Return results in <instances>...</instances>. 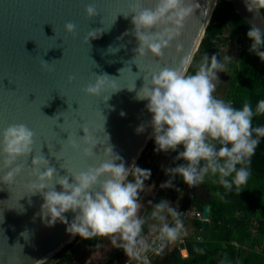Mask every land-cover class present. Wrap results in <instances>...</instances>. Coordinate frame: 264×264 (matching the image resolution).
<instances>
[{"label": "water", "instance_id": "obj_1", "mask_svg": "<svg viewBox=\"0 0 264 264\" xmlns=\"http://www.w3.org/2000/svg\"><path fill=\"white\" fill-rule=\"evenodd\" d=\"M218 1L186 0L193 12L181 36L155 58L134 51L139 47L131 34L135 13H130V5L135 0H0V133L13 124L34 132L32 153L12 165L22 166L20 175L11 184L0 181V264H43L74 242L78 235L69 233L67 224L57 220L49 225L50 217L41 211L42 194L29 191L28 185L37 182L31 175L33 157L43 155L56 169L53 180L46 182L49 188L60 177L69 176L71 183V174L106 162L109 146L125 167L136 164L153 131L148 101L138 100L137 93L153 74L175 68L185 55L195 56ZM229 1L244 21L264 33L262 11L249 12L245 0ZM155 2L141 0V6L152 8ZM90 4L97 10L91 18L85 12ZM69 22L76 25L73 33L65 30ZM93 30H98L96 37L87 44L85 38ZM42 59L50 65L42 67ZM95 74H107L120 89L87 95L84 89L95 82ZM141 124L145 130L137 134ZM83 129L97 144L91 157L83 155V148L90 147L84 144ZM68 136L80 145L78 150L69 147ZM3 159L0 146V178L11 170L3 167ZM55 188L62 190L58 184ZM64 215L71 223L74 214ZM210 217L207 204L205 227Z\"/></svg>", "mask_w": 264, "mask_h": 264}, {"label": "clouds", "instance_id": "obj_2", "mask_svg": "<svg viewBox=\"0 0 264 264\" xmlns=\"http://www.w3.org/2000/svg\"><path fill=\"white\" fill-rule=\"evenodd\" d=\"M245 6L249 12L259 13L264 11V0H245ZM85 12L89 18L97 14L91 4ZM192 12L193 7L186 0H156L152 8H143L141 0H135L130 5V13H135L131 34L139 47L134 51L140 57L146 53L162 57L163 50L181 36ZM65 30L73 33L76 25L69 22ZM97 31L88 32L87 44L90 38L96 37ZM247 37L252 41L248 51L264 63V33L252 25ZM181 47L177 45L178 50ZM218 56V52L211 57L203 54L196 61L193 54L185 55L175 68L164 67L153 74L137 93L138 100L148 101L146 109L152 114L149 126L153 130L150 138L156 145L154 151L178 152L174 160L183 161L164 169L169 179L160 184L162 189L173 187V179L179 176L189 188L203 185L208 178L227 192L234 189L239 194L252 175L251 160L264 138V125L254 126L253 119L264 116V99L254 108L245 102L237 109L231 101L217 98L214 95L219 81L217 73H226L232 60L228 55L219 59ZM49 65L42 59V67ZM190 68L194 70L189 72ZM110 78L107 74H95V82L89 83L85 93L98 97L106 88L112 90L111 94L118 91L120 88ZM110 95L104 97L105 102ZM120 115L126 114L122 111ZM83 130L84 144L90 145L83 148V155L91 157L97 144L88 136L87 129ZM144 130L143 124L135 129L137 134ZM0 136L3 167L11 168L0 181L11 184L22 172V166L12 165L19 157L29 156L33 151L34 132L24 124H13ZM67 140L72 149L80 148L69 136ZM105 150L111 154L106 162L71 174V183L69 176L60 177L51 188L46 182L53 180L56 169L43 155L34 156L31 175L37 182L28 185L29 191L42 194L41 211L45 218L50 217L49 225L59 220L68 225L67 231L73 236L86 240L110 237L112 245L123 250L129 259L138 264H151L149 252L159 254L167 244L180 238L184 230L182 213L168 200L161 199L155 204L149 201L150 211L141 215L145 206L140 202V194L145 191V181L151 178V169H142L135 163L125 167L122 158L113 154L110 146ZM41 166L43 171H40ZM56 184L61 186V191L56 190ZM69 211L74 214L71 223L64 215ZM152 233L156 235L149 241L147 236Z\"/></svg>", "mask_w": 264, "mask_h": 264}, {"label": "trees", "instance_id": "obj_3", "mask_svg": "<svg viewBox=\"0 0 264 264\" xmlns=\"http://www.w3.org/2000/svg\"><path fill=\"white\" fill-rule=\"evenodd\" d=\"M250 27L234 10L229 0H219L204 39L194 56L198 61L203 54L211 57L218 52V59L222 58L221 46L226 41V33H231L244 42L238 57L232 58L227 65L224 81L216 90L221 95L220 98L231 101L237 109L242 108L245 102H249L254 108L259 100L264 99V63L248 51L252 43L247 37ZM193 70L194 68H190L189 72ZM253 125H264V116L254 117ZM155 147L154 140L150 139L136 163L142 169H151V178L145 181L146 187L156 180L157 190L150 200L152 204L166 199L170 204L179 202L184 211L192 208L202 213L205 205L209 204L211 217L207 227L204 226L203 219L193 218L192 223L197 232L185 240L188 256H183L178 246L171 247L167 244L159 254L152 252L151 264H264V138L251 160L252 175L239 194L234 189L227 192L208 178L203 185L189 188L177 176L173 179V187L160 188V184L169 179L164 169L175 167L183 161L174 160L178 152H155ZM217 192L220 195H216ZM149 211L150 206L146 203L140 214L145 215ZM181 219L183 223H187L186 219ZM147 232L148 229L145 228V233ZM106 239L107 237H98L86 240L77 236L64 249H70L75 242H78L77 245L61 257L60 261H57L61 255L59 252L43 264L69 262L73 254L81 250L91 254L98 251ZM258 245L262 246L260 250L257 249ZM126 257L123 250L113 247L108 251L103 264H117Z\"/></svg>", "mask_w": 264, "mask_h": 264}, {"label": "rangeland", "instance_id": "obj_4", "mask_svg": "<svg viewBox=\"0 0 264 264\" xmlns=\"http://www.w3.org/2000/svg\"><path fill=\"white\" fill-rule=\"evenodd\" d=\"M226 38L225 43L221 46V55L222 58L225 55H228L232 58L238 57L242 47L244 46V42L239 39L237 36L231 34V33H226L224 36ZM219 81L216 82L217 87L221 85V82L224 81V77L226 73L220 72L217 73ZM220 94V93H219ZM214 95L217 96V98H220L221 95H218L216 91L214 92ZM151 186V187H150ZM150 187V189H149ZM157 190V183L156 180H153L151 184H149L147 187H145V191L140 194L141 200L143 205L145 206L146 203H148L153 195L155 194ZM171 206L175 207L176 210L180 213H182L181 217L187 220V223L184 224V230L180 236L179 239H177L175 242L169 243V245L172 247L174 246H180L182 243H185V240L192 237L194 234H196L197 230L194 227L192 220L194 217H196V210L195 209H188L184 211L181 207V204L177 201H174L171 203ZM156 233H152L151 235L147 236V239L151 241L155 237ZM183 240V241H182ZM78 242H75L73 246L70 249H64L61 250L60 257L57 259V261H60L61 257H64L67 253H69L70 250H72ZM114 246L111 243V238L107 237V239L103 242L102 246L100 249L96 252H93L91 254H86L83 250L75 252L72 256L71 261L69 262H60V264H103L104 258L106 257L108 251L112 249ZM262 248L261 245L257 246V249L260 250ZM150 261H152L153 253L149 252L148 253ZM53 258V257H52ZM46 262V261H45ZM44 262V263H45ZM137 261L131 260L128 257H126L123 261L117 263V264H136ZM51 264V263H49Z\"/></svg>", "mask_w": 264, "mask_h": 264}, {"label": "built area", "instance_id": "obj_5", "mask_svg": "<svg viewBox=\"0 0 264 264\" xmlns=\"http://www.w3.org/2000/svg\"><path fill=\"white\" fill-rule=\"evenodd\" d=\"M196 217L203 219V213L202 212H196ZM179 249L181 250V253L183 256H188V250L186 249L185 244H184V247H181V245H180ZM136 264H138V262Z\"/></svg>", "mask_w": 264, "mask_h": 264}, {"label": "crops", "instance_id": "obj_6", "mask_svg": "<svg viewBox=\"0 0 264 264\" xmlns=\"http://www.w3.org/2000/svg\"><path fill=\"white\" fill-rule=\"evenodd\" d=\"M140 202L142 203V200H140ZM143 204V203H142ZM183 241V240H182ZM184 244V243H183ZM182 245V244H181Z\"/></svg>", "mask_w": 264, "mask_h": 264}]
</instances>
